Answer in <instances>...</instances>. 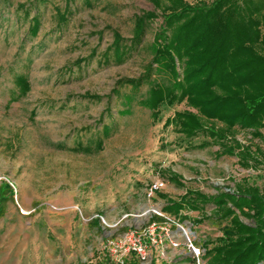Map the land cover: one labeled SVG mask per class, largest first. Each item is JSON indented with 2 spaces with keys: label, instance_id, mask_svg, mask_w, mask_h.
I'll return each instance as SVG.
<instances>
[{
  "label": "rangeland",
  "instance_id": "rangeland-1",
  "mask_svg": "<svg viewBox=\"0 0 264 264\" xmlns=\"http://www.w3.org/2000/svg\"><path fill=\"white\" fill-rule=\"evenodd\" d=\"M178 4L0 0V183H9L13 191L0 218V264H118L109 243L128 230L147 227L151 217L145 213L151 207L186 225L191 241L204 250L202 244L221 237L229 220L220 219L212 203L199 204L198 210L186 206L178 214L167 211V199L177 202L186 191L212 197L234 190L237 183L264 193V164L243 168L237 157L220 155L203 133L185 138L173 127L164 128L177 111L197 113L186 101L162 109L153 120L141 104L147 83L137 91L124 87L122 93L135 95L114 100L117 81L144 77L160 15ZM251 7L247 11L259 23L254 48L264 55V5L258 11ZM143 12L158 18L148 25L140 44L123 63L100 64L114 33L131 43L134 21ZM151 79L168 84L167 77L156 72ZM123 110L128 113L119 114ZM104 125L113 131L102 149L85 152L89 145L94 147ZM251 133L237 127L236 139L264 150V129L261 137ZM203 143L206 146L199 147ZM158 181L165 185L159 194L166 199L156 195L150 200L146 190ZM240 220L252 222L244 216ZM170 225L178 246L163 241L162 250L148 244V264H198L186 239ZM125 257V263L137 264L135 257ZM206 262L204 257L199 264Z\"/></svg>",
  "mask_w": 264,
  "mask_h": 264
},
{
  "label": "trees",
  "instance_id": "trees-1",
  "mask_svg": "<svg viewBox=\"0 0 264 264\" xmlns=\"http://www.w3.org/2000/svg\"><path fill=\"white\" fill-rule=\"evenodd\" d=\"M193 1L179 0L178 8L163 10L162 23L150 45L152 60L144 77L117 81L112 91L114 100L135 95L122 93L124 87L137 91L147 83L149 89L141 104L151 112L153 120L159 119L162 109L186 101L197 113L177 111L166 119L164 128L173 127L175 133L185 138L203 133L219 147L220 155L237 157L243 168L260 166L264 164V150L243 145L236 139L237 127L252 130L251 134L256 137H261L260 130L264 129V55L254 48L259 40V23L253 12L247 11L250 0ZM254 2L253 10L263 8L262 0ZM157 18L153 12L137 16L129 45L114 33L113 43L99 58V63H123L140 44L148 25ZM37 27L38 21L32 27L34 35ZM261 44L264 46V39ZM155 72L158 76L165 75L168 84L163 86L152 80ZM23 82L18 83L25 88ZM125 113L128 111L119 112ZM201 117L222 126L206 124ZM112 131L113 127L104 125L94 147L89 145L85 152H99ZM205 146L203 143L199 147ZM173 177L177 182V175ZM157 195L166 199L164 195ZM12 196L9 183L1 182L0 218L7 199ZM166 201L165 210L176 214L186 206L198 210L199 204L212 203L218 217L229 220L221 237L202 244L206 264H264V193L257 187L237 183L234 190L216 196L186 191L179 201ZM240 216L251 219V224L243 223ZM153 220L163 221L157 217Z\"/></svg>",
  "mask_w": 264,
  "mask_h": 264
},
{
  "label": "built area",
  "instance_id": "built-area-1",
  "mask_svg": "<svg viewBox=\"0 0 264 264\" xmlns=\"http://www.w3.org/2000/svg\"><path fill=\"white\" fill-rule=\"evenodd\" d=\"M164 188V183L159 181L150 185L146 190L148 199H153ZM145 214H150L151 217V221L147 227L128 230L109 243L113 252L119 257L117 260L118 264H127L125 263V256L128 255L135 257L137 264H148L150 261L148 244L151 245V247L164 250L165 247L162 245L163 241H169L171 247H177L179 243L175 240L170 231V224L175 225L177 233H180L184 239H186L187 250L194 261L199 264L204 255V250L196 247L191 241L189 237L191 232L186 225L170 220L162 213L161 208L158 207H151ZM156 217L163 219V221L158 222L157 220H153Z\"/></svg>",
  "mask_w": 264,
  "mask_h": 264
}]
</instances>
